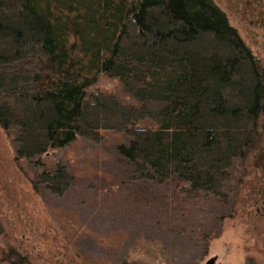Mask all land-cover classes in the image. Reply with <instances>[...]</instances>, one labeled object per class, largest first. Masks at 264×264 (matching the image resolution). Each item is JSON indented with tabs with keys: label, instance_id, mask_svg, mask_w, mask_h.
Wrapping results in <instances>:
<instances>
[{
	"label": "trees",
	"instance_id": "16d2710c",
	"mask_svg": "<svg viewBox=\"0 0 264 264\" xmlns=\"http://www.w3.org/2000/svg\"><path fill=\"white\" fill-rule=\"evenodd\" d=\"M100 76L137 104L92 91ZM262 116L264 64L213 0H0V126L15 133L19 165L42 167L22 169L37 193L76 184L42 155L114 130L131 137L119 150L133 179H176L227 204ZM10 250L2 261L33 264Z\"/></svg>",
	"mask_w": 264,
	"mask_h": 264
},
{
	"label": "rangeland",
	"instance_id": "374dc122",
	"mask_svg": "<svg viewBox=\"0 0 264 264\" xmlns=\"http://www.w3.org/2000/svg\"><path fill=\"white\" fill-rule=\"evenodd\" d=\"M213 1L264 64V0ZM91 89L137 104L107 76ZM260 121L262 135L234 161L227 204L213 195L193 198L176 179H133L119 150L131 137L114 130L99 143L78 137L42 155L51 168L65 164L76 184L63 195L37 193L22 169L33 176L42 167L19 165L15 133L0 126V264L10 248L33 264H264V116Z\"/></svg>",
	"mask_w": 264,
	"mask_h": 264
}]
</instances>
